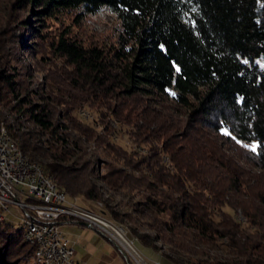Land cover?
Here are the masks:
<instances>
[{"label":"trees","instance_id":"obj_1","mask_svg":"<svg viewBox=\"0 0 264 264\" xmlns=\"http://www.w3.org/2000/svg\"><path fill=\"white\" fill-rule=\"evenodd\" d=\"M17 1L42 24L62 10L106 6L121 25L118 45L107 50L65 33L52 42L71 68L52 73L45 87L54 93L44 103L21 96L13 74L1 69L0 84L18 98L15 117L35 124L20 130L22 122L15 127L0 110L27 158L68 197L94 200L88 208L112 220L142 219L154 234L137 225L132 232L145 246L169 245L174 253L165 256L177 264H264V0ZM5 97L0 86V102ZM84 101L104 107L101 116L114 123L97 130L70 117ZM53 103L65 107L68 123L55 120ZM123 126L147 153L116 144ZM92 139L117 162L103 176ZM124 190L141 195L134 212L113 201ZM35 254L23 227L0 219V264H27Z\"/></svg>","mask_w":264,"mask_h":264},{"label":"rangeland","instance_id":"obj_2","mask_svg":"<svg viewBox=\"0 0 264 264\" xmlns=\"http://www.w3.org/2000/svg\"><path fill=\"white\" fill-rule=\"evenodd\" d=\"M82 12V8L62 10L54 16L47 17L42 24V21L33 15L30 5L19 3L17 0H0V71L3 69L7 73L13 74L14 79L18 82V88H20L18 92L21 96L27 94L33 103L46 102L47 100L42 96L54 93L50 91L49 87H45L48 85L52 73L61 66L71 68L64 61V56L56 54L52 49V42L56 41L62 33L77 39L85 46L98 45L107 50L118 45L121 25L116 12L106 6L97 12ZM0 81H2V77H0ZM0 86L2 87V95L3 93L6 95L5 99L0 102V110L6 121L8 123L14 122L15 127L18 126L19 122H22L20 125L23 126L20 130L35 129V124L31 119L20 117L19 122H16L18 120L15 116L19 114V111L12 106L18 98L12 92L6 91L7 87L4 82ZM53 106L57 110L55 120L68 123L65 107L60 103H53ZM102 111L106 113L107 110L102 106L92 104L90 101H84L77 108L70 109L69 116L90 124L93 123L99 128L97 130H102L105 122H113L110 115L102 117ZM113 140L128 153L138 152L137 154L140 156L148 151L145 144H137L133 141L124 126L119 129L116 135H113ZM252 144L254 143H249L248 146L250 147ZM89 151L94 154L97 172L102 176L106 173L109 164H117L102 150L101 145L95 144L93 139L90 141ZM98 181L103 182L101 179ZM109 193L110 190H106L104 196ZM140 198L139 191L124 190L116 193L113 201L118 202L117 208L120 212H134V202ZM71 199L76 200L80 205L95 209L94 200H89L82 195ZM101 204L102 202L98 201L97 205ZM0 212L13 222L15 228L21 225V209L17 205H10V211L0 210ZM108 216L111 217L109 213L105 214V219H110ZM238 217L246 218L240 210H238ZM113 221L122 230L126 240L141 255L143 259L133 251L142 264H177L165 256V254L174 253L169 245L158 242L161 249L145 246L132 232L130 226L137 225L142 232L154 234V230L148 228L142 219L137 224L128 219L113 218ZM242 222L245 224L246 221L243 220ZM62 229L73 241L74 257L77 260L87 264H128L126 257L128 254L131 263H137L131 253L126 252L124 254L113 241L82 222H71L69 227L63 225ZM130 250L132 249L130 248ZM35 263L39 262L28 258L27 264Z\"/></svg>","mask_w":264,"mask_h":264},{"label":"built area","instance_id":"obj_3","mask_svg":"<svg viewBox=\"0 0 264 264\" xmlns=\"http://www.w3.org/2000/svg\"><path fill=\"white\" fill-rule=\"evenodd\" d=\"M10 205L21 209L25 239L35 244V251L43 252V261L49 264H86L74 258V248L61 228L64 221L83 222L98 230L124 254L131 253L137 263L142 264L134 252L141 255L112 219H105L103 213L78 204L59 189L52 176L40 171L33 162H24L8 143L0 123V210L10 211ZM4 217L0 212V219ZM29 219H39V226H29ZM126 257L130 260L128 254Z\"/></svg>","mask_w":264,"mask_h":264},{"label":"bare ground","instance_id":"obj_4","mask_svg":"<svg viewBox=\"0 0 264 264\" xmlns=\"http://www.w3.org/2000/svg\"><path fill=\"white\" fill-rule=\"evenodd\" d=\"M3 129L5 130V134H7L8 137V143L10 144V146L12 147V149H14L17 154L22 157L24 162H33L30 161L27 156L24 154V152L22 151V149L20 148L19 144L17 143L16 139L10 134V132L8 131L7 127L5 124L2 123ZM34 164H36L38 166V169L42 172H44V170L42 169V167L36 163L33 162ZM45 173V172H44ZM51 176V175H49ZM57 185V184H56ZM60 189V188H59ZM62 192H65L64 190L60 189ZM29 226H39V219H29ZM35 259L39 262H41L42 264H49V261H43V252L42 251H36L35 254Z\"/></svg>","mask_w":264,"mask_h":264},{"label":"snow or ice","instance_id":"obj_5","mask_svg":"<svg viewBox=\"0 0 264 264\" xmlns=\"http://www.w3.org/2000/svg\"><path fill=\"white\" fill-rule=\"evenodd\" d=\"M172 95H175V93H172ZM225 134L226 135H230V133H228L226 129H225ZM250 147H251L252 151L255 152L257 150V148H258V145L252 144V145H250Z\"/></svg>","mask_w":264,"mask_h":264},{"label":"crops","instance_id":"obj_6","mask_svg":"<svg viewBox=\"0 0 264 264\" xmlns=\"http://www.w3.org/2000/svg\"><path fill=\"white\" fill-rule=\"evenodd\" d=\"M70 223H71V222H69V221H64V222H62V223H61V228H62L63 225H64V226L66 225L67 227H69V226H70ZM71 243L73 244V241H71Z\"/></svg>","mask_w":264,"mask_h":264},{"label":"water","instance_id":"obj_7","mask_svg":"<svg viewBox=\"0 0 264 264\" xmlns=\"http://www.w3.org/2000/svg\"><path fill=\"white\" fill-rule=\"evenodd\" d=\"M83 223V222H82ZM85 224V223H84ZM129 261V260H128Z\"/></svg>","mask_w":264,"mask_h":264}]
</instances>
